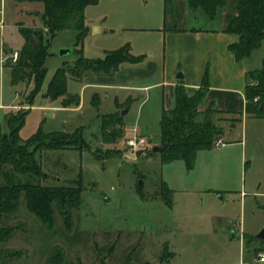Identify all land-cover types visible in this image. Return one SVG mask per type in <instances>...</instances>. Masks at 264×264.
<instances>
[{
  "label": "rangeland",
  "instance_id": "1",
  "mask_svg": "<svg viewBox=\"0 0 264 264\" xmlns=\"http://www.w3.org/2000/svg\"><path fill=\"white\" fill-rule=\"evenodd\" d=\"M172 2H167L168 12L172 13L174 8L179 14L180 5L173 7ZM33 8L27 0H0V127L3 130L4 114L14 106L8 112L28 109L19 131L23 140L39 128L43 133H78L84 142L81 149L36 152L44 177L35 182L50 187L80 186L81 203L68 208L70 229L65 227L56 207L53 228L48 229L27 210L21 196L16 210L18 220L0 218V226L19 228L8 244L0 241V264H48L57 247L64 251L67 263L258 264L256 255L264 252V239L256 236L264 228V119L235 120V125L227 129V138L243 140L242 163L239 157L234 162H224L222 150L216 147L199 152L190 169L181 160L163 162V153L151 150L153 145H160L155 121L150 125L152 137L145 138L147 145L139 156L125 145L123 136L112 144L104 143L101 116L112 107L111 101L96 106L89 102L86 92L83 107L70 111L61 108L59 98L49 103L45 96L55 69L77 57L73 52L74 30L66 29L53 38H45L48 46L43 65L47 71L38 91L35 92L33 79L10 82V70L5 63H14V52L19 55V51L13 50L22 44L20 28L29 27L35 20ZM190 9L193 11L188 16L179 14L184 26L216 27L217 19L210 20L200 8ZM162 17L163 0H101L85 9L87 23L100 26L102 31L92 29L84 40L82 53L88 58H103L105 50L128 44L131 53L150 50L155 57L163 48L158 30L163 26ZM263 47L264 38L261 46L252 51L250 64H255L256 59L260 63ZM6 48L12 51L6 54ZM65 48L70 51L60 54ZM157 77L152 80H158ZM79 87L78 82L68 78V91L74 93ZM159 91L160 88H152L143 92L132 104L128 114L131 124L142 122L138 121L137 107L146 94L149 101L143 110L157 104ZM205 116H196L195 120L203 121ZM219 135L222 133L216 136ZM240 151L238 148L235 153L239 156ZM214 166L221 175L227 171L232 176L230 183H220L227 184L229 189L218 194L201 190L213 186ZM164 183L173 190L171 205L162 195ZM191 185L200 188L199 192L183 191ZM256 189L263 194L255 195ZM242 191L247 195L242 196ZM241 229L245 232L243 238ZM7 247H15L26 255L11 258V249ZM168 251L176 254L169 258L172 254Z\"/></svg>",
  "mask_w": 264,
  "mask_h": 264
},
{
  "label": "trees",
  "instance_id": "2",
  "mask_svg": "<svg viewBox=\"0 0 264 264\" xmlns=\"http://www.w3.org/2000/svg\"><path fill=\"white\" fill-rule=\"evenodd\" d=\"M44 3L43 30L20 28L24 43L14 63L6 61L10 70V82L17 84L22 81L35 82V92L38 91L46 74L43 65L47 54V43L44 33L50 38L58 32L72 29L77 32L78 49H73L79 56L73 63H64L52 74L46 90V95L56 99L66 95L67 76L80 78L83 73L92 71L108 73L116 70L123 62H136L139 57L129 52L125 44L117 49L105 51L103 58H85L81 55V45L87 32L84 23V8L94 5L98 0H42ZM169 0H167L168 2ZM190 7L200 8L209 18H214L217 9L225 4V0H187ZM223 32L234 34L237 38L227 45V49L236 60L248 57L251 52L260 47L264 38V0H238L237 14L232 17ZM207 87L202 85L192 93L178 85L175 89V105L170 110H163L160 118V145L162 161L175 159L184 161L188 169L194 166L197 151L213 146L220 130L207 122L211 114L210 107L204 110L203 121H196L198 106L204 97ZM245 112L253 117L264 118V47L261 65L248 70L244 87ZM78 103V98L66 96L63 104ZM27 110L7 112L4 114V128L0 127V216L9 218L19 207L23 196L25 206L33 213L39 222L52 229L55 220V207L61 214L67 229L72 222L68 211L70 207H79L81 203L80 186H45L35 179L44 177L36 152L41 149L82 148L83 140L78 133L51 132L43 133L39 128L30 138L21 139L19 131L24 125ZM122 118L117 115L102 117L101 138L111 143L123 135ZM165 202L170 205L171 190L162 185ZM14 226H0V240L9 237ZM16 254V253H12ZM48 264H81L80 261L65 260L64 251L57 247L47 261ZM149 264V263H145Z\"/></svg>",
  "mask_w": 264,
  "mask_h": 264
},
{
  "label": "crops",
  "instance_id": "3",
  "mask_svg": "<svg viewBox=\"0 0 264 264\" xmlns=\"http://www.w3.org/2000/svg\"><path fill=\"white\" fill-rule=\"evenodd\" d=\"M27 1L34 5L31 12L33 13V17H35V20H33L29 27L26 28L45 31V27L42 23L44 12L43 1ZM100 1L101 0H98V2L94 5H97ZM237 2L238 0H225V4L217 9L214 18L210 19H217V25L215 28H195L184 26V23H181L182 18L179 14L181 13V15L183 14L188 16V14L193 11L190 9L187 0H174V2H172L173 7L176 3L180 5L179 9H181V11H179V14L174 8H172V13H169L167 0H163V26L158 28L160 34L159 40L163 43V48L162 51H160V54L154 57L150 50H144V52L139 53H131L132 50L129 46V52L133 56L139 57L138 61L132 63L123 62L116 70L108 73L87 71L83 73L80 78H73L68 75L66 81V95L58 98L60 99V102L63 103V99L66 96H72L78 98V103L70 102V104H62L63 106L61 108L70 111L81 109L85 102V93L87 92L89 94L88 98L91 104L98 106L103 101H111L114 104H112L111 108H108L109 111L102 113L101 117L105 115L118 114L124 123L122 135L124 139L127 138V136L134 134L151 139L152 130L150 125H153L155 121V123L159 126V141L157 142L159 143V123L161 114L163 110H170L174 107L176 87L181 85L188 93H192L195 89L205 85L207 89L198 106L199 112L196 116L200 118L204 114V110L207 107H210L211 114L209 116L211 117L213 124L218 127L220 133H222V135H219L218 137L225 141L224 146L216 147L222 150L223 161L230 163L234 162L239 157L240 162L242 163L245 158V145L243 140L227 138V129L235 125L233 124L235 120L243 122V120H246L247 118H264H257L247 114L245 112L244 98L246 73L248 70L260 67L259 65H261V61L259 63L256 59L255 64H250V61L248 60L251 58L252 52L248 57L236 60L234 55L227 49V45L235 41L237 37L234 34L223 32L228 21L237 14ZM88 6L84 8V23L87 27V32L81 45V55L83 57H85L82 53L85 38L93 31L97 33L102 31L100 26L87 23L85 18V9ZM196 10L194 9V11ZM205 16L208 18L206 14ZM172 23H176V26L172 25ZM179 24L183 26L178 27L177 25ZM75 33L73 49H78V46L75 45L77 32L75 31ZM44 37L47 38L49 35L44 33ZM23 43L24 40L22 37V44L20 48L13 51H20ZM3 51H6L7 54V52L12 50L6 48ZM261 52L263 53V51ZM74 53L79 56L76 52ZM4 57L2 58L3 61ZM74 61L68 63H73ZM179 74L182 76L178 77ZM155 77H157L158 80H152ZM68 78L78 82L80 85L78 91H75L74 93L68 91ZM148 80H152V82H147ZM152 88H160L157 97V104L143 110L144 104L149 101V95L146 94L137 107L138 113L140 112L139 116L137 115L138 121L139 119L140 121L142 119V122H139L138 125L136 123L131 124L132 122L130 121L128 114L132 104L142 97L143 92L146 93V91ZM45 96L48 98L49 103H52L55 100L49 98L46 93ZM13 107L8 108L6 113ZM124 107H127L128 110L125 115L121 116L120 111L124 109ZM54 108L57 109L58 107ZM118 139L110 144L116 142ZM213 147L215 146L213 145L211 148L197 151L195 155V162L199 152L210 150ZM238 148H241L239 156L237 152L235 153ZM214 170L215 176L213 177V186L203 189L201 188V190L213 191L215 194L228 190L229 186H227V184L226 186H220V183H230L232 176L227 171L221 175V172H219L218 168L215 166ZM170 190L173 191L172 189ZM199 190L200 188H197L196 185H191L184 188L183 191L194 194L197 191L199 192ZM253 193L255 195L263 194L261 192H257V189ZM241 194L242 196L247 195L244 191H242ZM17 216L18 213L15 212L9 218L1 216L0 218L11 221L18 220ZM18 229L19 228L17 227L14 228L7 239L0 241L8 244L9 238H13V232ZM240 233V238H243V234L245 232L242 233L241 229ZM234 235L235 232L232 231V236ZM166 246L168 248V245ZM6 249H11V258L26 255V252L22 253V251L16 249L15 247H7ZM169 253L172 254L169 258L176 254L175 252ZM168 259L165 261H168Z\"/></svg>",
  "mask_w": 264,
  "mask_h": 264
},
{
  "label": "built area",
  "instance_id": "4",
  "mask_svg": "<svg viewBox=\"0 0 264 264\" xmlns=\"http://www.w3.org/2000/svg\"><path fill=\"white\" fill-rule=\"evenodd\" d=\"M18 57V53L14 52L12 54L13 60H16ZM125 145L135 153L138 150H144L147 143L144 137L138 136L137 134H134L132 137H128L124 140ZM213 145L215 147H220L225 145V141L221 138H216L213 141ZM256 262L258 264L264 263V252L259 251L256 255ZM240 264H243V262H240Z\"/></svg>",
  "mask_w": 264,
  "mask_h": 264
},
{
  "label": "water",
  "instance_id": "5",
  "mask_svg": "<svg viewBox=\"0 0 264 264\" xmlns=\"http://www.w3.org/2000/svg\"><path fill=\"white\" fill-rule=\"evenodd\" d=\"M72 50V49H71ZM70 51V49H68V48H65V49H61V51H60V54H65L66 52H69ZM182 75L181 74H179L178 75V77H181ZM127 110H128V108L126 107V108H124V109H122L121 111H120V115L121 116H123V115H125L126 114V112H127ZM207 122H211V117L210 116H208V118H207ZM165 148V144H163V145H153L152 147H151V150L153 151V152H156V151H161V150H163ZM141 153H143V150H138V151H136V156H139ZM258 238H261V239H264V228H262L258 233H257V235H256Z\"/></svg>",
  "mask_w": 264,
  "mask_h": 264
}]
</instances>
